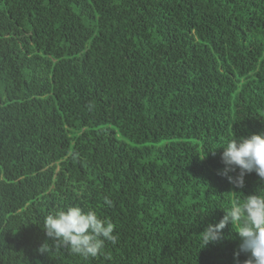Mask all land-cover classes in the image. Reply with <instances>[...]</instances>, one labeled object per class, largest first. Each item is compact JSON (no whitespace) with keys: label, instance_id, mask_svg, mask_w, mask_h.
I'll return each instance as SVG.
<instances>
[{"label":"trees","instance_id":"obj_1","mask_svg":"<svg viewBox=\"0 0 264 264\" xmlns=\"http://www.w3.org/2000/svg\"><path fill=\"white\" fill-rule=\"evenodd\" d=\"M259 132L264 0H0V264H235L236 225L200 232L264 195L220 174L222 147ZM68 205L117 243L49 246Z\"/></svg>","mask_w":264,"mask_h":264},{"label":"clouds","instance_id":"obj_2","mask_svg":"<svg viewBox=\"0 0 264 264\" xmlns=\"http://www.w3.org/2000/svg\"><path fill=\"white\" fill-rule=\"evenodd\" d=\"M222 148L221 160L225 167L220 174L230 184L242 189L245 175L253 172L264 182V132L233 138ZM76 155L73 153L74 157ZM104 203L112 205L108 197L104 198ZM43 224V230L51 240L49 246L68 247L84 258L96 257L106 242L114 245L118 240L114 234L115 225L109 219L102 218L94 209L85 211L78 205H68L49 213ZM229 224L236 225L235 232L240 240L238 250L234 252L235 264H241V253L247 256L242 264H264V195L254 191L244 196L242 203L239 200L233 203L219 222L208 224L200 232L202 247L220 241L222 230ZM44 245L45 242L39 248L42 253L48 250Z\"/></svg>","mask_w":264,"mask_h":264}]
</instances>
